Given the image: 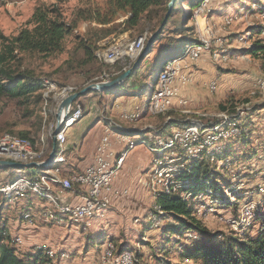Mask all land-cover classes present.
<instances>
[{"label":"rangeland","instance_id":"374dc122","mask_svg":"<svg viewBox=\"0 0 264 264\" xmlns=\"http://www.w3.org/2000/svg\"><path fill=\"white\" fill-rule=\"evenodd\" d=\"M104 2L105 0H0V33L5 36L17 35L21 29L26 27L27 22L38 7L56 6L61 11L63 18L67 22H72L78 10L103 6ZM165 14L164 12H159L157 16L153 17L152 21H143L135 31L126 32L123 30V26L117 27L106 40L100 43L102 47L100 52L102 53L111 45H119L123 39H127V48L107 56L104 54L102 58H99L102 62L111 61L109 64L119 69L118 73L120 74L118 77L127 71H131L132 74L139 65L140 69L124 87L118 86L116 87L118 89L110 94L107 92H89L79 98L78 102L84 107L81 108L84 109V116L71 128L77 147L73 154L68 152L66 157L74 156L70 160L75 164L79 163L80 158L88 156V150L95 142V131L102 128L104 130L107 128L115 130L117 124L127 129V132H124L127 138L135 141L141 139V135L129 133V131L136 128L146 133L151 131L146 134L147 143L155 142L156 144L160 138L155 136V130L169 122L190 120L188 119L189 114H187L190 108L198 112L192 118L191 126L201 124L212 126L221 123L225 116L236 118L238 115L239 120L237 121L240 124L247 122L250 128H253V132L249 136L251 144L247 146L235 145V156L233 159L227 160L226 163L224 161H216L215 154L218 153L217 151L206 158L211 170L213 169L220 174L219 182H221L220 184L222 189L225 190L224 194L227 197L225 204L230 205L218 208V202H216L217 204H211L209 198H204L203 196L202 199H191L189 202L193 204L197 218L202 220L204 226L211 231L221 232L225 235H230L234 232L238 235L249 234L255 236L261 228L257 217L264 216V89L259 86L260 79H264V60L254 57L247 50L252 47L253 42L259 40L250 29H254L257 26L264 27V0H210V9L204 12L202 17H198L194 13L193 20L190 21L180 17L179 22V16L176 15L174 17L173 25L179 23L187 27H194V36L197 41L203 38H210L211 40L210 51L205 52L191 70H189L190 67L184 69L189 70L188 72L186 71L189 73L188 76L182 73V77L187 80V84L179 90V96L181 97L179 98L187 101L188 97H184L183 92L189 86L190 88L196 86L199 89V93L197 96H192V98L194 100L201 98L200 100L202 101L199 102L201 104H196L194 108L190 106L189 100L186 106H182L179 104V100L170 96L162 102L163 111L160 114H153L150 112L148 104L156 87L158 74L165 61L170 59L173 47L168 50L170 54H166L156 68L153 69V67L157 57L163 54L171 42L178 38L173 31L174 27L171 25L167 29L165 34L161 36L160 41L154 45L152 52L143 56L135 68L127 69L126 71L121 69L131 68L135 65L137 58L143 52L141 51L143 43L145 48L147 40L161 27L160 21L165 17ZM124 20L125 18L121 17L116 23L119 24ZM95 27L89 22L80 21L74 34L67 39L66 48L61 54L47 59L40 57L26 58L25 63L46 81L43 95L48 93L50 98H52L56 95L58 89L61 90L65 87H75L79 93L90 85L113 81V79L105 78L103 73L89 76L93 70L101 68H103V72L109 73L113 70L111 67L103 66L100 61H97L95 65L83 67L79 65V60L82 59L83 53L80 52L77 56L74 55L76 37L80 36L81 39L89 38L92 34L90 29ZM206 27L211 29L210 34L205 33L204 29ZM145 35L146 40L143 41ZM185 35L187 37L193 36L187 33ZM116 39H118L116 42H112ZM107 40L112 43L104 48ZM133 45H137V50H140L138 54H135V50H132L135 47L131 48ZM191 58L192 56L186 57L180 63L188 62ZM205 60L210 65L209 71H203L199 67ZM213 83L216 88L214 86L212 88ZM39 94L41 93L23 100H0V137L11 133H15L14 135L16 136L21 133L27 134L28 137L35 141L27 139L34 146L39 147L41 135L46 132L48 123L53 121L57 109L52 103V99L46 105L44 98L43 101L39 99ZM206 100H210V103H207ZM222 107L225 108V111H222ZM45 108L46 111L44 110ZM164 113L166 116L161 117L160 115H165ZM124 114H134L138 117L135 121L129 123V121L122 119ZM97 123L100 125L96 127ZM175 129H172V134L178 130ZM103 136L105 135L103 134ZM224 142L220 144L221 149L219 150H222L223 144L226 145L228 143V141ZM137 145L129 153L126 159L127 164L129 161L134 163L142 162V158H144L143 160L149 159V167L144 173L151 180L152 172L156 167L154 160L158 158L156 154L150 151L151 146L154 145H139V143ZM244 156L248 157L244 158ZM67 167L71 169L70 166ZM67 167L64 168V173L69 172ZM15 171L10 168H0V188L6 185L2 184L8 181L10 178L9 174ZM26 174V171L21 169L18 178L25 177ZM16 176L17 173L13 175V177ZM166 178L167 174L162 172L161 177H159L161 180L159 183L160 189H162ZM233 183L235 184L234 186H232ZM148 185L153 193L152 182H148ZM28 197L30 196H22L15 199L7 197L10 201L5 207L1 205L3 210L2 222L6 228L5 235L8 236L7 233L12 230L7 222L12 223L15 220H19L18 217L22 214L20 219L22 223L25 225L30 224L31 226L26 225L27 229L21 230L23 233L31 231L34 238L46 243H48L46 240L52 239L50 241L52 245H50L49 249L41 242L38 245V249L43 250L46 254L47 251H54L53 253L56 254L50 260V264H61L62 260H65L67 264H73L78 248L81 253L87 254L89 264H100V255L104 254L107 244L116 245L117 247L123 246L136 256L138 253L139 256H142L139 257L141 264H157L159 260H161L160 264L166 262L179 264L181 261L178 253L183 250L179 246L192 247V240L196 239L194 235L187 234L185 238L181 239L182 243L178 245L174 241H169L170 236L165 231V228L169 225L172 227L177 226V223L171 217L163 220L161 215L157 226L153 225L152 217L155 213L151 209L148 211L151 224L148 225L141 220V226L136 228L121 227L117 221L111 220V208L109 206L96 213L90 221V227L93 225L91 228H83L82 225L72 224L67 218L65 223L58 224V222H63V219L59 217L60 213H58L53 204L39 199L37 196L27 199ZM3 198L4 195L0 192V202L3 201ZM39 208H41V211L38 210ZM245 208H247L246 211L253 210V219L256 216L254 222L253 220L248 221L249 223L247 222L246 231L242 230L238 225ZM25 209H28L27 212L24 211ZM23 211L24 213H22ZM236 211L237 213H235ZM27 213L30 216L29 219L24 218ZM102 213L103 216L101 215ZM35 223L36 225L33 226ZM249 224L253 225L249 228ZM10 236L13 240H11ZM10 236L9 241L15 246L17 252L19 254L25 253L27 247L25 235L13 236L11 234ZM171 237L172 239L175 238L174 236ZM79 243L81 245H78ZM66 250L70 251V254L67 252L68 256L62 253L66 252ZM90 251L94 254L88 256ZM96 257L99 258L97 259ZM182 262L183 264H193L188 259H183Z\"/></svg>","mask_w":264,"mask_h":264},{"label":"trees","instance_id":"16d2710c","mask_svg":"<svg viewBox=\"0 0 264 264\" xmlns=\"http://www.w3.org/2000/svg\"><path fill=\"white\" fill-rule=\"evenodd\" d=\"M172 1L173 0H105L103 6L78 10L72 22H67L56 6L36 8L31 19L27 22L26 27L21 29L17 35L5 36L0 33V100H23L41 93L38 97L43 101V91L46 86V81L38 76L34 70L25 63L26 58L40 57L47 59L54 55L61 54L66 48L67 39L74 34L80 21L89 22L91 25L96 26L90 29L92 34L89 38L81 39L80 36L76 37L74 55L77 56L80 52L83 53L82 59L79 60V65L83 67L95 65L97 61H100V63L102 62L97 56V53L102 48L100 43L106 40L117 27L123 26V30L126 32L135 31L140 27L143 21H152L153 17L157 16L159 12L166 13L165 17L168 14V17L152 49L171 25L174 27L173 31L178 38L174 42H171L170 46L166 48L163 54L157 57L153 69L156 68L162 58L169 53L168 50L170 47H173L171 54L169 53L171 57L165 61L163 67L172 60L180 58L190 45L196 44L198 41L194 36V27H187L179 23L173 25V19L177 15L179 16L178 22L180 21V17H184L190 21L193 20L194 12L204 0H174V6L170 9L169 6ZM121 17H124L125 20L117 24V20ZM165 17L160 21L161 26ZM250 31H253L259 40L253 42L252 47L248 49L247 52L256 58L259 57L264 60V27L257 26L254 29H250ZM186 33L193 36L187 37L185 35ZM118 39L112 42H116ZM112 42L107 40L104 48H106L107 45L110 46L109 44ZM102 64L105 67H111L113 70L106 73L103 72V68L99 70L95 69L89 76L103 73L105 78L114 80L118 77L120 73H118L119 69L116 66L109 64V62H102ZM131 68H122L121 70L126 71ZM139 69L140 65L135 68L130 77L120 87H124L126 83L129 82L130 78L139 72ZM117 89L118 88L113 90L109 89L102 93L107 92L110 94ZM221 109L225 111L224 107ZM160 116L164 117L166 114H161ZM236 118L233 117L232 119L237 122L238 127L242 131L241 136L227 140L228 143L226 145L223 144L222 150H219L220 152L217 151L218 153H213L215 154L216 161H224L226 163L227 160L234 158L236 153L234 149L235 145L241 144L247 146L251 144L249 136H251L253 128H250L247 122L240 124L239 121H237L239 120L238 115ZM191 124V120L187 121V119L185 121L169 122L165 126L157 128L155 130V136H158L162 141H167L172 137V129H183L191 126ZM150 132L151 131H148L146 133L138 130L129 131V133L141 135V139L136 140L138 143L144 142L148 145H155V142L147 143L148 139H146V134ZM17 135L35 141L28 137L27 134L21 133ZM246 157L248 156H244V158ZM206 158L187 162L185 169L175 177V183L181 186L177 192H172L171 190L169 192L158 190L153 194L155 200L154 216L160 218L162 215L163 220L171 217L177 223V226L172 227L169 225L165 228V231L170 236L169 241H174L178 245L182 243L181 239L185 238L187 234H192L196 237L195 240H192L191 248L179 246L183 248V250L178 253L181 261L179 264H183V259H188L189 262L193 264H264V216L261 215L257 217L261 228L255 236L249 234L238 235L234 232L230 235H225L221 232H213L204 226L202 220L197 218L194 206L189 202L191 199L195 200L203 196L204 198H209L213 204H217L216 202H218V208L223 206L228 207L230 205L225 204L227 197L224 194L225 190L222 189L221 182H219V178H221L220 174H218V172L216 173L213 169L211 170ZM53 168L60 173L62 172L63 174H61L65 176L64 167H59L60 170L58 166H54ZM20 170L21 169L10 173V178L4 184L8 185L13 183L18 178V176L13 177V175L15 173L18 175ZM24 171L27 173L26 177L28 176V178L34 179L43 174L45 169L34 168L24 169ZM69 175L70 174H66V176ZM234 185L233 183L232 186ZM2 194L4 198L3 201L0 202V264H50L52 258L43 250L37 248L35 253L19 254L15 246L10 243L9 236L5 235L6 228L5 224L2 222L3 210L1 208V205L5 207L10 200L7 198V195L4 193ZM183 195L190 196V199L185 200ZM22 196H31V194L25 193L19 197ZM9 198L15 199L14 196ZM156 208H158L160 212L156 211ZM235 213H237V211ZM59 217L63 219L64 223L67 221L65 216L59 214ZM255 220L256 216L253 222ZM251 225L253 224H250L249 228ZM244 231H246V229ZM171 236H174L176 239H172ZM114 248L115 252H117V256L128 251V249L123 246L117 247L115 245ZM139 257L142 256H139L137 253L135 264H141ZM160 262L161 260H159L157 264H160ZM164 264H169V262Z\"/></svg>","mask_w":264,"mask_h":264},{"label":"bare ground","instance_id":"6f19581e","mask_svg":"<svg viewBox=\"0 0 264 264\" xmlns=\"http://www.w3.org/2000/svg\"><path fill=\"white\" fill-rule=\"evenodd\" d=\"M208 1L209 0L202 1L200 6L196 9L194 13H198L199 8L207 7ZM206 11L207 10L203 11V14ZM205 33L210 34L211 29L206 27ZM144 38L145 39L143 41L146 40V35L144 36ZM148 41L149 39L147 40V43ZM126 43L127 39H123L119 45H112L108 48L109 50L107 49L102 53L99 51L97 53V56L98 58H102L104 54L107 56L120 52L127 48ZM206 45L207 38H203L202 40L198 41V43L190 45L180 58L172 60L163 67V69L158 74V81L156 82V87L148 104V108L151 113L160 114L163 111L162 106H159V108L157 109V98L163 91V83L167 82L170 77L172 65H177L182 60H185L186 57L193 56V52H205ZM134 46L135 45H133L131 48H133ZM146 46L144 48L143 43L141 50L143 52L141 53V56L137 58V61L135 62L133 68H135L143 58ZM132 50H135V54H138L140 52V50H137V45ZM182 84H187V80L184 77H182ZM262 87L261 89H264V86ZM76 93H78L77 88L65 87L61 90L58 89L56 95H54L52 98H50L48 93L43 95L46 105L52 99V103L56 106L57 109L55 108L56 112L54 114L53 121L49 122L47 125V133L43 132L41 135L39 149H36L29 139L22 138L14 134H6L0 137V161H11L22 165H29L26 163H49L50 157L48 160H44L43 158L50 150V144H55V133H61V136H59V146L56 147V154L54 146L55 158L50 162V165L47 168H44L45 171L43 172V174L34 179H30L28 177H20L13 183L1 187L0 192L4 193L8 197L14 196L15 198H19V196H21L22 194L27 193L31 194V196H37L40 199L47 200L48 202L54 205L58 213L66 215L70 221L75 224L81 225L82 223L85 224L88 220H90V218L96 215L97 212L104 209L106 204L91 206L89 208L88 215L85 218L83 215L77 214V212L74 211L72 205H66L61 203L60 199L62 198H59L52 188L57 187L59 189H69V183H74L73 174L66 176V182H61V180H63L65 176H63L58 170L53 167L65 162V145L67 142V132L72 127H74L84 116V111L81 108L69 107L68 116L67 109H61L63 102ZM170 96L171 92H164V100ZM44 110L46 111V108ZM65 117H67L66 120ZM137 117L138 116L134 114H130L129 119L126 115H123L122 119L129 121L130 123L132 121H135ZM227 119L230 120L227 121ZM58 122H62V126L59 131H57ZM179 133H188L195 136L185 139V141L180 144ZM230 134L233 135L229 136ZM240 135L241 130L238 127L237 122L233 121L232 118H229L227 116L224 117L221 123L216 125L207 126L201 124L192 125L183 129H178L174 134H171L172 137L169 138L167 142H162V140L160 139L154 146H151L150 151L158 156V158L155 157L156 159L154 160L156 167L154 166L155 169L152 172V181L159 185V183L161 182L159 177H161V173L164 172L167 174V178L163 182L164 184L162 186V189H159L165 190L166 192H169L170 190L172 192H177L181 188V186L175 183V177L177 174H179L182 170L185 169L187 162L191 160H202L206 157L211 156L214 152L221 149L220 144L222 142L230 140L231 138H236ZM137 143L138 141L130 139L126 149L119 153L114 152L113 161L111 162V165L105 167V178H113L116 177L117 174H119L120 170L123 168L124 162L126 161L129 153L134 148H136V146H138ZM7 144L8 146H5ZM140 144L146 143L140 142L139 145ZM17 146H21V149L8 148ZM157 191H154V194ZM75 192H79L81 196H85V189H75ZM183 198L185 200H189L190 196L183 195ZM211 204L213 203L211 202ZM247 208L243 210V215L238 222V225L242 230H245V228L248 226V221L254 220V214L252 212L253 210L246 211ZM156 211L160 212L158 208H156ZM24 218L29 219V214H25ZM159 220L160 218L158 216H153L152 224L157 226ZM109 246L114 248V246L107 244L105 250ZM105 250L103 252L104 254ZM53 252L47 251V255L50 258H54L56 254H54ZM127 257H133V260H136V255L132 251H125L121 255L117 256V261L111 262L109 264H127V262H124V259Z\"/></svg>","mask_w":264,"mask_h":264},{"label":"crops","instance_id":"0c3cea01","mask_svg":"<svg viewBox=\"0 0 264 264\" xmlns=\"http://www.w3.org/2000/svg\"><path fill=\"white\" fill-rule=\"evenodd\" d=\"M204 31H205V29H204ZM204 31H203V34H204ZM182 63H184V62H182ZM182 63H180V64H182ZM199 67L201 69H203V71H207V70L209 71L210 70V65H209V63H207L206 60L203 61L201 63V66H199ZM192 68L193 67H190L189 70H191ZM186 71L187 70H184L183 74L188 76L189 73H187L188 71L187 72ZM126 80H125V82H126ZM198 93H199V89H197L196 86H193L191 88L189 86V88L183 92V96L188 97L187 99L190 101L189 102L191 104L190 106H193L194 108H195L196 104H201L199 102L202 101V100H200L201 98H199V100H194L192 98V96H195V95L197 96ZM206 102L210 103V100L209 101L206 100ZM83 111H84V109H83ZM187 114H189L188 119L192 120V118L195 117L196 114H198V112L195 111L193 108L192 109L190 108V110L187 111ZM99 125L100 124L96 125V127ZM135 130L142 131V130L137 129V128L133 129V131H135ZM124 132H127V129L122 127V125H119V124L116 125L115 130H112L110 128H107L105 130L103 128L98 129V131H95V133H94L95 142L93 143V145L90 146V148L88 150V152H89L88 156L80 158V162L75 164L72 162V160H70V159L74 158V156H72V157L69 156L68 158L66 157V154L68 152L73 154V151L77 147V143L74 141L73 132L71 131V129L68 130L67 142H66V146H65V162L60 164V165H57L58 169H59V167L65 168L67 166H70L71 169H69L67 167L69 169L68 173H74V172L82 171L87 166L92 164L94 161V156L96 153L97 145L100 142L103 134L104 135L108 134L110 136L111 150L113 152L119 153V152L123 151L125 148H127L128 141L130 140L129 138H127V136L125 135ZM54 146H55L54 143L50 144V150L48 151L46 156L43 158L44 160L49 159L50 155L54 152ZM34 147L36 149H39L40 148V141H39V147L38 148L36 146H34ZM143 159L144 158H142V162L134 163L133 161H131V162L129 161L128 164H127V160H126V163L123 165V168L120 170L119 174L116 175V178L113 181V187H112L113 191L108 196L109 203L106 204L105 207L109 206L111 208V210H110L111 211L110 214L112 216L111 220L113 219L114 221H117L121 227H126V228L127 227H134V228L139 227V226H141V220L143 221V223L146 222L148 225L151 224L149 221L150 216H148V211H149V209L154 211L155 200H154V196H153L154 192L153 193L151 192L150 187L148 185V182H152L153 191L160 190V189H157V188H160V185H157L156 183L151 181L152 179L149 180L150 178L146 177V174L144 173V171L147 170V168L149 167L150 161L147 158L145 160H143ZM66 164H68V165H66ZM10 169L19 170L18 168H10ZM32 169H34V168H32ZM25 177H26V175H25ZM57 189H59V188H57ZM56 195L59 198H62V196L60 194L56 193ZM75 196H81V194L79 192H75ZM30 197H32V196H30ZM30 197H28L27 199H30ZM27 199H25V200H27ZM60 200L62 203V199H60ZM63 204H65V203H63ZM27 210L28 209H25L24 211L27 212ZM38 210L41 211V208H39ZM24 211L22 213H24ZM103 213L101 214L102 216H103ZM21 216H22V214H21ZM21 216L18 217L19 220H17V221L15 220L12 223L7 222V224H9L11 226V229H12L10 232L7 233L8 236H10L11 234L13 236L20 235V234L25 235L24 236L25 237V244L28 247V248L26 247L25 253H35L36 249L38 248V245H40L39 244L40 242H41V244H44L45 247L47 246L46 248L49 249L51 247L50 245H52L50 242L52 239L46 240L48 243L42 242L39 239L37 240V238H34V235H32L31 231L28 233L27 232L23 233V231H21L24 228H25V230L27 229V226L22 223V220H20ZM63 216H65L68 219V217L66 215H63ZM94 216L92 218H90V220H88L85 224L82 223L81 224L82 227L83 228L90 227V225H91L90 221L94 218ZM50 217H52V216L50 215ZM58 224H62V223H58ZM35 225H36V223L33 226H35ZM76 225H78V224H76ZM91 227H93V225ZM102 231H104V230H102ZM9 233H11V234H9ZM10 238H11V236H10ZM11 240H13V238H11ZM26 240H28V241H26ZM89 243H91V242H89ZM78 245H81V244L79 243ZM76 249H77V247H76ZM59 251H61V250H59ZM67 252L70 254L69 250H66V252H62V253H63V255L66 254V256H68ZM93 254L94 253H92L91 251L88 252V256L93 255ZM75 255H76V257L74 256L73 264H89L87 254L84 255L83 253H81L79 248H78V251L75 253ZM96 258L98 259L99 257H96ZM61 264H67V263L65 262V260H62Z\"/></svg>","mask_w":264,"mask_h":264},{"label":"built area","instance_id":"2783aa9c","mask_svg":"<svg viewBox=\"0 0 264 264\" xmlns=\"http://www.w3.org/2000/svg\"><path fill=\"white\" fill-rule=\"evenodd\" d=\"M208 9H210V0L209 5L207 7L199 8L198 13H196L195 15L198 17H202L203 11ZM210 47L211 40L210 38H207L205 52L210 51ZM205 52H193V56L190 61L184 62L182 64L172 65L170 77L167 82L163 83V91L157 98V109L159 108V106H162V100H164V92H171V98L179 100L180 105L186 106L187 101L180 99L181 97L179 96V90L185 86L184 84H182V73L185 68L193 67L194 64L198 62V60L202 57ZM212 85L216 88L214 83ZM259 86H264V79H260ZM69 107L84 108L83 105L78 102L77 99L75 102H73L70 106L66 108L67 116L69 113ZM126 116L128 119L130 118V115ZM66 119L67 117H65V120ZM229 120L230 119H227V121ZM232 135L233 134H230L229 136ZM59 136H61V133H55V154L56 147L59 146ZM192 136L195 135H191L188 133H179V143L182 144L185 139L191 138ZM5 146H8V144ZM8 148L21 149V146ZM113 155L114 152L111 150V139L110 136L106 134L101 138L100 142L97 145L94 161L92 164L87 166L82 171L74 173H65V178L61 180V182H66V174L74 175V183H69V189H57V187H52L54 192L62 196V203H65L66 205H72L74 211H76L77 214L83 215L85 218L87 217L89 208L91 206L108 204V196L113 191V181L116 177L105 178V167L111 165V162L113 161ZM75 189H85V196H75ZM26 225L30 226V224ZM115 261H117V252H114V248L109 246L106 248L105 254L100 255V264H109ZM124 262H127V264H135L136 260H133V257H127L124 259Z\"/></svg>","mask_w":264,"mask_h":264},{"label":"water","instance_id":"95a60500","mask_svg":"<svg viewBox=\"0 0 264 264\" xmlns=\"http://www.w3.org/2000/svg\"><path fill=\"white\" fill-rule=\"evenodd\" d=\"M173 6H174V0L171 2L169 8L172 9ZM167 17H168V14L166 15L164 22H163L162 26L159 28V30H157V32L154 35H152V37L149 39L147 46H146L144 56L151 51L152 46L156 42L157 37L162 32V29H163L164 24L166 23ZM130 75H131V71H127L125 74H123L122 76L118 77L117 79H115L113 81H105L102 83L90 85V86L86 87L85 89H83L81 92L76 93V94L70 96L67 100H65L61 106V109L67 108L74 101H76L77 99H79L80 97L84 96L85 94H87L89 92H104L106 90L121 86ZM61 126H62V122H58L57 131H59ZM54 158H55V155L53 152L50 156V162ZM50 162L49 163L39 162V163H32L29 165H22V164H18L16 162H11V161H0V168H18V169L47 168L50 165Z\"/></svg>","mask_w":264,"mask_h":264}]
</instances>
